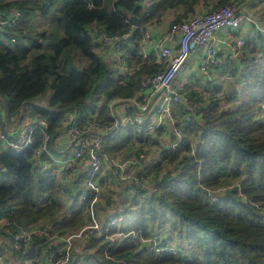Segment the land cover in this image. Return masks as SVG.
Returning a JSON list of instances; mask_svg holds the SVG:
<instances>
[{
	"label": "trees",
	"instance_id": "1",
	"mask_svg": "<svg viewBox=\"0 0 264 264\" xmlns=\"http://www.w3.org/2000/svg\"><path fill=\"white\" fill-rule=\"evenodd\" d=\"M149 3L144 25L160 22L168 9L183 7L186 13H193L198 4L208 5L214 0ZM227 4L229 0H219L209 9ZM13 9H20L23 15L16 28L0 32V106L12 115L30 109V116L49 121L52 134L65 114L74 109L85 113L80 117V126L94 116L107 119L112 99L132 96L139 89L141 78L158 70L153 59L151 65L141 66L137 55L143 25L142 29L134 28V49L123 47L125 55L134 56L133 64L141 66L129 78L118 77L93 42L97 33L113 36L130 31V15H142L141 0H0V11ZM36 14L49 15L55 28L31 36L29 22ZM94 24L98 26L97 33L91 28ZM11 36H16L15 42L10 41ZM245 49L239 65L244 69L241 82L248 102L235 109L221 110L216 96L207 99V104H198L200 107L193 99L197 108L185 120L180 148L165 147L162 160L152 170L146 168V178L149 172H156L147 188H125L141 201L121 212L125 218L121 230L137 231L145 238L163 237L158 238L160 244L174 245L176 253H148L132 238L114 243L93 238L88 242L92 243L89 249L93 251L85 257L86 264H264V221L254 205L264 207V120L257 119L264 100V36L250 37ZM73 53L80 54L86 65H77L71 58ZM128 61L132 63L130 58ZM232 64L234 73L236 65ZM50 79L49 104L32 103L45 92ZM234 92L230 93L231 99ZM161 132L143 129L139 133L129 126L103 147L114 155L123 146H118L120 139L122 144L133 139L148 143L158 139ZM39 143L37 136L29 149L0 151V216L24 227L49 224L53 233L72 232L84 223L85 206L90 205L95 195L82 200L81 191L71 193L70 183L64 185L52 171L36 167L34 151ZM165 161L171 167L160 177ZM87 176L90 173L79 175L72 184L79 186ZM208 188L225 190L212 202L206 195ZM66 194L71 200L69 209L55 217ZM47 219L49 223H41ZM156 224L159 232H151ZM165 230L166 233H160ZM174 235L187 241L186 253L174 244ZM47 247L45 241L35 239L18 257L37 264Z\"/></svg>",
	"mask_w": 264,
	"mask_h": 264
},
{
	"label": "built area",
	"instance_id": "2",
	"mask_svg": "<svg viewBox=\"0 0 264 264\" xmlns=\"http://www.w3.org/2000/svg\"><path fill=\"white\" fill-rule=\"evenodd\" d=\"M240 1L250 3L253 0ZM22 15L20 9L0 11V32L6 28H16ZM246 17L254 25L256 33L264 36V20H255L249 15ZM246 17L232 3L204 10L188 18L173 19L158 38H154L152 27H146L139 40L141 66L151 65L153 59L158 65V70L145 74L141 78L139 89L132 96L112 99L108 103L107 119L94 116L80 126V117L85 113L81 114L80 110L74 109L65 114L56 133L52 134L46 118L27 117L23 113L12 115L0 106V151L10 149L20 152L29 149L39 136L40 143L34 151V165L52 171L64 185L71 183L79 175L90 173L93 176L102 171V177L112 182L113 190L119 189L120 185H125V188H147L145 173L151 163L148 162V155L141 152L135 157L122 160L106 152L104 143L114 139L122 129L129 126L139 133L143 129L153 133L169 126L174 139L168 143L167 148L179 149L184 139L185 120L189 119L191 114H186L182 119L176 109L184 110L195 104L178 85L182 69L191 55L201 50L198 70L201 75L208 76L220 64L218 32L226 31L232 36L231 32L238 29ZM134 28L136 27L131 24V30L126 33L109 36L101 32L93 36V42L99 46L98 49L106 52L105 62L123 78H129L141 68L133 62L130 64L128 56L123 52V47L127 46L133 37ZM10 41L15 42L16 36H11ZM245 45L246 40L243 38L228 43L230 62L239 65L244 57ZM257 119L264 120V100L257 113ZM63 134L69 137L67 142L61 140ZM87 187L88 189L81 190L82 200L100 192L97 181L88 182ZM222 191L223 189L208 188L206 195L210 201L215 202L224 192ZM125 193L131 196L130 190ZM254 205L259 209L260 218L264 221V207ZM121 212L114 210L107 218L91 220V223L65 234L53 233L49 225L24 227L16 221L0 216V264H32V261L18 257V254L24 249L27 250L35 239L43 240L48 247L53 248H44V256L37 264H86L84 259L93 250L80 253L76 245L80 242L88 243L93 238L103 239L107 243L132 238L148 253H176L174 245L160 244L158 238L163 237L145 238L137 231H122L121 224L125 218ZM105 256L109 257L107 253Z\"/></svg>",
	"mask_w": 264,
	"mask_h": 264
},
{
	"label": "rangeland",
	"instance_id": "3",
	"mask_svg": "<svg viewBox=\"0 0 264 264\" xmlns=\"http://www.w3.org/2000/svg\"><path fill=\"white\" fill-rule=\"evenodd\" d=\"M258 1H260L262 3V6H261V13L262 14L260 16H257L256 19H259V18L264 19V0H258ZM146 24H148V23H146ZM29 25L31 26V28L29 29V34L31 36H34V37H36L41 32L49 33L51 30H53L55 28L54 22L52 21V19L49 15L42 16L40 14H36L34 16V18L29 22ZM91 28H92L93 32L97 33L98 26L96 24L92 25ZM252 37H254V36H251V38ZM249 39H250V37L247 38V41ZM47 45H48V42H46L45 46H47ZM245 52H246V49H245ZM98 53H100V51H98ZM258 56H259V54H257V57ZM71 58L79 66H85L86 65V62L82 59L80 54L73 53L71 55ZM222 66H225V65H222ZM233 67L234 66L233 65L231 66V64L229 63L228 69L226 71H223L221 73V75L218 78H216V80H214V81H216V83L211 82L210 84H208V83L204 84L203 82H198V84L195 85L194 87H191V88L186 87V89L190 93V95H192L195 98V102L197 105L198 104H200V105L201 104H207L206 103L207 99L211 98L212 96H216L217 98H219V101H220L219 107L221 110L235 109L238 106L248 102L249 99H248L247 93L244 89L243 83L241 82V75H242L244 69H239V70L236 69V71L234 73H232L231 70ZM51 82H52V79L49 80V84H48L45 92L42 93L37 98H35L32 101V103L38 104V105H43V106H46L49 104V100L51 99V96H52ZM232 91H235V92H234V98L231 99L230 93ZM191 92H192V94H191ZM203 107L204 106H202V108ZM30 111H31L30 109H26V111L24 110L22 113L24 116H30V114H31ZM121 135H122V133L120 135H118L117 138L120 137ZM117 138H115V139H117ZM118 141H119L118 146H121V145H123V146H122V148H120V150L116 154H114L116 157H118V158L119 157L130 158V157L135 156L137 154L136 152L138 150L142 151L148 155V160H149L148 162H150V160H151V163L148 164V167L151 170H152V167L156 163H159L162 160V158H161L162 154L161 153H162L163 149H165V147L167 148L166 141H164V144H163V142L161 143L160 135L158 136V139L154 138L153 141L151 140V142H148V143H140V142L136 141L135 139H133L129 142H125L124 144H122L123 142L121 139ZM170 167L171 166L166 164V161H165L162 169L160 170V177L163 175V173L167 169H170ZM155 173L149 172L148 176H147L148 179H146V180H148V182L152 181ZM102 174H103L102 171L96 172L93 176L90 174V176L85 177L84 180H82V181L80 180L81 183H79V186H74L72 184L74 181L77 180L75 178V180L71 181V183L68 186L71 193L77 194L81 190L88 189V187H87L88 182H91V181L96 182L97 181L100 185L99 194L94 196V198L92 199L89 206H87V207L85 206V210H84V214H83V221L84 222L86 221V222L83 223L82 225H84V224L86 225V224L91 223V220H97V219L102 220L104 218H107L108 215H110L112 213V211H114V207H115V210L121 209L122 208L121 205H123L124 210H121V211L125 212L128 208H130L131 206H135L137 204V202L141 201V198H139L136 195L134 196L133 194L131 195V197L123 196V195L122 196H116L115 192H113L111 189H108L109 181L107 178H103ZM79 178H81V177H79ZM235 182L236 181H233V183H235ZM219 189H223V191H224V188H216L215 190H219ZM68 194H66L64 196V198L62 199V202H61L59 209L54 214L55 217L60 216L62 213L66 212L69 209V205L71 203V200H70V197L68 196ZM112 202L115 203L114 206H112ZM49 222H50V219L41 221V223H49ZM47 225H49V224H47ZM151 232H154V233L159 232L157 224L155 226L151 227ZM166 232H167V230L162 231L160 233L163 234ZM117 237H120V236H117ZM121 241L122 240H120L119 242H121ZM173 242H174V244H176V245L180 246L182 249H184L183 252L186 253L185 248L187 247V241L185 239H183L177 235H174ZM91 244L92 243L88 244V243L80 242L76 246L78 247V249L81 253V252L91 251V249H89ZM96 245H98V243ZM30 263H32V262H30Z\"/></svg>",
	"mask_w": 264,
	"mask_h": 264
},
{
	"label": "crops",
	"instance_id": "4",
	"mask_svg": "<svg viewBox=\"0 0 264 264\" xmlns=\"http://www.w3.org/2000/svg\"><path fill=\"white\" fill-rule=\"evenodd\" d=\"M150 0H141V3L142 5L145 4V2H148L149 3ZM219 0H214V3H211V4H204V3H200L196 6L195 8V12L193 13H186L185 12V9L183 7H177L175 9H168L164 14L163 16L161 17V20L160 22H151V23H148V24H145L144 25V22L146 20V18L143 20V22L141 23V26L140 28L142 29V25L144 26V29L146 27H152L153 29V35H154V38H158L169 26V22L173 19H183V18H188L194 14H198V13H201L203 12L204 10H207L209 8H212L214 6L215 3H217ZM233 1V2H232ZM229 3L230 4H235L236 5V9H238L240 11V13L244 14L245 17L247 15H249L250 18H253L256 20L257 16H260L262 13H261V6H262V3L258 0H253L252 2H242L240 0H229ZM149 6H150V3H149ZM144 11V9H143ZM143 13V12H142ZM147 17V16H146ZM255 17V18H254ZM258 20H264L262 18H259ZM134 32V30H133ZM232 33V36L229 35L228 32L226 31H219L218 34H217V38L219 39V44H218V50L220 52L219 54V61H220V64L217 68L213 69V71L208 75V76H203L199 73V70H198V66L200 64V61H201V50H198L196 52H194L191 57L189 58L187 64L185 65V67L182 69L181 73H180V76H179V79H178V85L179 87L181 88V90L183 91V93H185L188 97H192V99L195 100V98L190 95V93L187 91L186 87H194L195 85L198 84V82H203L204 84L208 83L210 84L211 82H215L214 80H216V78H218L221 73L223 71H226L228 69V64L230 63L231 65L232 62L229 61V57H228V54H229V46H228V43L230 41H235L236 39L238 38H243L247 41V38L248 37H251V36H255L257 35L256 33V30L254 28V25L252 24V22L249 21V19L244 18L243 22L241 23V26L234 30ZM142 36H143V33H142ZM134 34H133V37L131 39V41L127 44V50L129 48V51H131L132 49H134V46L136 44V41H132L134 39ZM140 42H138V45L140 47ZM126 50V51H127ZM97 51H100V54L103 56V58L105 59V56H106V52L102 51L101 49H97ZM139 52H140V48L138 49L137 51V55H139ZM128 55V59L130 58L131 62H134V59H133V55L131 53H127ZM153 56V55H152ZM154 57V56H153ZM222 65H225V66H222ZM234 65H236L234 63ZM236 69L239 70L240 69V65H236ZM115 74L120 77L118 75V73L116 71H114ZM201 76V78H200ZM195 103V102H194ZM197 108V105H193V106H190V108H187L184 110L182 109H176L177 112H178V115L184 119V116L188 113H192L195 111V109ZM187 110V111H186ZM26 111V110H25ZM28 117V116H27ZM162 132L160 134V139H161V143L163 142L164 144V141H166L167 145L168 143H170L172 141V133H171V129L169 126H165L164 129H161ZM162 137V138H161ZM61 140L64 141V142H67L69 140V137L66 135V134H63L62 137H61ZM138 154H136L135 156H137ZM133 156V157H135ZM120 159L122 160H125V159H128V158H123V157H119ZM132 158V157H130ZM150 159V158H149ZM149 161V160H148ZM151 162V160H150ZM109 183H108V189H111L113 192L116 193V196H128L125 192V185H120V188L117 189V191H114L112 188L114 187L112 185V182L110 180H108ZM128 197H131V196H128ZM114 203V202H112ZM115 205V203H114ZM122 208L121 209H116V210H124L123 209V205H121ZM114 210H115V207H114Z\"/></svg>",
	"mask_w": 264,
	"mask_h": 264
},
{
	"label": "water",
	"instance_id": "5",
	"mask_svg": "<svg viewBox=\"0 0 264 264\" xmlns=\"http://www.w3.org/2000/svg\"><path fill=\"white\" fill-rule=\"evenodd\" d=\"M149 11V3L145 2L144 4V11L142 13L141 16H136V15H130L129 17V21L130 23L135 26L136 28H139L141 26V23L143 22V20L146 18L147 14ZM43 44H46V40H42L41 41ZM172 138H174V135L172 136Z\"/></svg>",
	"mask_w": 264,
	"mask_h": 264
}]
</instances>
